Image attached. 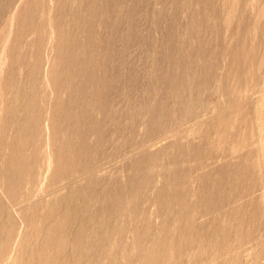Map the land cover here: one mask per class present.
<instances>
[{
	"label": "rangeland",
	"instance_id": "1",
	"mask_svg": "<svg viewBox=\"0 0 264 264\" xmlns=\"http://www.w3.org/2000/svg\"><path fill=\"white\" fill-rule=\"evenodd\" d=\"M35 3V18L28 20L21 11H30ZM29 23L33 26H27ZM86 23L90 34L85 30ZM234 49L240 54L236 72L230 69ZM54 69L62 77L61 84L64 80L70 82L69 87L65 85L60 90L62 98L67 105L68 99L79 102L72 107L88 114L92 123L88 142L99 146L89 154L88 173L77 171L69 178L64 174L53 177L52 159L57 147L49 129V106L42 99L32 104L33 78L40 80L34 86L39 88L41 98L50 101L56 96L50 85L55 76L50 71ZM20 90L23 96L13 101L16 109L6 111L14 92ZM263 95L264 0H0V134L4 146L0 148V166L4 157L12 156L17 162L6 176L11 179L10 189L21 191L23 198L18 204L34 195L36 202L30 204L46 209L57 193L66 194L71 187L94 190L93 197L87 196L90 209L83 213L82 224L87 231H102L107 225L101 220L107 214H98L107 213L111 207L103 201L104 194L123 187L119 190H136L143 198L136 217L130 216L129 209L125 214L111 216L120 231L110 232V239L105 241L99 238L101 247L95 245L96 239L89 238L93 250L102 248V264H141L143 247L165 233L169 241L163 244H169L174 252L165 260L159 259V264H264V162L258 157L249 159L253 171L249 178L241 175L237 182L226 179L216 183L214 174L201 179L222 166L229 175L231 168L242 169V157L250 149L259 152L260 148L262 154L264 121L258 119L257 108ZM34 106L41 107V111ZM230 111L236 114L235 123L227 127L230 132L231 128L237 131L234 139H220L217 129L209 133L208 139L202 138L200 129ZM149 114L155 118L150 130ZM33 117L40 122L36 133L29 136V143L18 146V151L12 150L13 139L20 134L18 124H32ZM66 123L73 130L84 128L74 120ZM84 131L87 134L88 129ZM245 134L246 144L240 147ZM6 144H10L9 152ZM200 147L203 152L198 154L196 148ZM129 156L141 160L140 174L126 164ZM86 157L85 154L83 160ZM174 163L182 174L179 178L173 176ZM1 180L0 177V199L7 201L11 210L6 194L9 188ZM212 188L219 190L213 198L216 205L207 209L199 206V210L192 211V219L184 216L180 224L172 219L181 207L170 209L173 213L158 212L157 204L150 200L156 190ZM127 194L128 191L126 202ZM189 199H194L193 194ZM164 220H170L166 226ZM148 223H152L150 231L138 242L133 227L146 231ZM180 226L185 228L184 236L177 241ZM73 227L81 228L78 222H73ZM211 231L214 236L205 245L204 236ZM72 251L66 243L63 256L75 264ZM24 256L23 244L9 258H2L0 264H21Z\"/></svg>",
	"mask_w": 264,
	"mask_h": 264
},
{
	"label": "bare ground",
	"instance_id": "2",
	"mask_svg": "<svg viewBox=\"0 0 264 264\" xmlns=\"http://www.w3.org/2000/svg\"><path fill=\"white\" fill-rule=\"evenodd\" d=\"M61 2V0H59ZM36 5L38 6V3H35V5L33 6V8L29 10H27V12L25 13V10L23 9L21 12L23 15H26V19L31 20V18H33L35 16V11H36ZM61 6V5H60ZM58 7V6H57ZM62 7V6H61ZM35 8V10H34ZM59 8V7H58ZM2 9V8H1ZM60 9V8H59ZM5 10V9H4ZM20 10V9H19ZM62 10V9H61ZM60 10V11H61ZM63 11V10H62ZM38 12V11H37ZM2 13V12H1ZM35 18V17H34ZM25 19V17H24ZM87 21V20H86ZM90 21V20H89ZM9 22V21H8ZM56 22V21H55ZM58 22V21H57ZM91 23V22H90ZM88 23H86V28L85 30L90 34L92 31L90 30V26H87ZM32 25L31 23L27 24V26ZM33 26V25H32ZM36 26V25H35ZM38 26V25H37ZM31 27V26H30ZM28 28V27H27ZM38 28V27H36ZM23 36V35H22ZM260 36V35H259ZM40 38V37H39ZM61 44V43H60ZM60 44L59 45L60 47ZM58 47V48H59ZM234 48V47H233ZM40 49V48H39ZM66 50V49H65ZM238 51V50H237ZM237 51L234 49V51H231V56H232V68L230 67V69H233L234 72L237 71V69L239 70V65H238V56L240 54H237ZM241 51V50H240ZM239 53V52H238ZM40 55V54H39ZM39 57V56H38ZM64 57V56H63ZM243 57V56H241ZM240 57V58H241ZM21 58V57H20ZM42 59V58H41ZM20 60V59H19ZM62 61V60H61ZM219 62V61H218ZM223 64V63H222ZM228 64V63H227ZM37 65L39 66V60L37 62ZM38 68V67H37ZM14 70V69H13ZM65 70V69H64ZM63 70V71H64ZM69 71V70H68ZM232 71V70H231ZM55 72V76H52V82L50 83L51 87L54 89L55 95L53 100H48L45 99L46 97L41 98V94L40 91L37 90L39 88H36V86H34L35 83H38V81H40L39 79L37 81H34V78L31 80V88L33 89V105L38 103L40 101V99H42V102H45L46 100V106H49V111H50V115L47 116L49 119V129L52 131V138L53 140L56 142L55 145L57 147V151L54 155V159H52L54 161V169H53V177L55 178H59L61 174H64L65 177L69 178L72 175H74L75 172L79 171V172H87L89 171V169L91 168V160H90V156L92 153H95L97 150V147H99L98 145H91L88 142V137H89V133L91 132V124H90V118L88 116V114L84 111H78V109L76 108V110L74 109V107H72V104H76L79 102H76L72 99H68V105L66 104V101L62 98L61 96V92L60 90L67 85V87H69L70 82L69 81H65L63 82V84H61V80L62 77L57 75L56 69L51 70L50 71ZM66 72V70H65ZM59 74V73H58ZM61 75V74H60ZM67 76V75H66ZM41 77V76H40ZM66 78V77H65ZM232 78V77H231ZM248 79V78H247ZM221 80V79H220ZM219 80V81H220ZM240 81V80H239ZM247 82V81H246ZM244 83V82H243ZM240 84V83H239ZM54 86V87H53ZM106 86V85H105ZM244 86V85H243ZM230 87V86H229ZM5 88H7V84H5ZM250 88V87H249ZM97 89V88H96ZM36 90V92L34 93V91ZM14 91V90H13ZM248 92V91H247ZM23 91H17L14 92L13 94V99L11 98V100L9 101L6 111H14L16 108L13 106V101L16 102V100H20V98L23 96ZM76 93V92H75ZM238 93V92H237ZM260 93V92H259ZM43 94V93H42ZM46 96V95H45ZM237 96V95H236ZM264 96V95H263ZM66 98V97H65ZM68 98V95H67ZM233 98V97H231ZM242 98V97H241ZM10 99V97H9ZM232 100V99H231ZM237 101V100H236ZM234 103V102H233ZM232 103V104H233ZM85 104V103H84ZM259 107L257 108V114H258V119L260 118L261 120L264 121V97H261L258 103ZM31 106V105H30ZM29 106V107H30ZM83 106V105H82ZM245 107V106H244ZM35 110L37 112L41 111V107L39 106H34ZM241 108V107H239ZM242 109H244L242 107ZM240 109V110H242ZM26 110V109H25ZM24 110V111H25ZM150 110V109H149ZM154 110V109H153ZM232 110V109H231ZM234 110V109H233ZM232 110V111H233ZM236 111L238 110V108L235 109ZM23 111V110H22ZM27 112V111H25ZM35 112V111H34ZM150 112V111H149ZM231 112V111H230ZM239 112V111H238ZM243 112V111H242ZM246 112V111H245ZM36 113V112H35ZM161 113V112H160ZM192 113V112H191ZM221 113V112H220ZM237 113V112H236ZM248 113V112H247ZM243 114V113H242ZM240 113V115H242ZM235 112L234 114L231 112L227 115H222L220 117H217L214 121H212L209 126H206L205 129H200V131H202V138L204 139H208L210 136V132L212 130H216L218 132L219 138L220 139H234L235 135H237V131L232 130L231 128V132L230 130L227 129L228 125L234 124L236 121L235 118ZM256 115V114H255ZM147 116V115H146ZM190 115H188L189 117ZM244 116V115H243ZM246 116V114H245ZM15 117V116H14ZM247 117V116H246ZM199 118V117H198ZM244 117H242L243 119ZM74 120L75 123H81L83 124L84 128L88 129V132L86 134V132L83 130H73L70 127V124H67V120ZM196 119V118H195ZM241 119V118H240ZM241 119V120H242ZM155 118L153 116V114H149L148 115V119L147 122L150 123V128H153L151 125L153 124ZM238 120V119H237ZM32 124L30 122H27L26 124H24V126H20V123L18 124V131L20 132V134L18 136H16L13 139V142L11 143V147L12 150L16 149L18 146V148H22L23 145H26L27 143H29V136L30 135H34L33 133L37 131L38 126L40 124L38 118L33 117V119H31ZM198 121V120H197ZM239 121V120H238ZM65 122V123H64ZM87 122H88V126H87ZM244 122V120H243ZM242 122V124H243ZM262 122V121H261ZM197 123V122H196ZM80 124V125H81ZM158 124V123H156ZM165 124V123H164ZM252 124V123H251ZM35 125V126H34ZM87 127H86V126ZM147 125V124H146ZM208 125V124H206ZM237 125V124H236ZM245 125V124H244ZM248 125V124H246ZM95 126V125H94ZM106 126V125H105ZM234 126V125H233ZM243 126V125H242ZM251 126V125H250ZM230 127V126H229ZM232 127V125H231ZM148 128V127H147ZM146 128V129H147ZM160 128V126H159ZM251 128V127H250ZM261 128V127H260ZM97 129V128H96ZM120 130V129H119ZM17 131V130H16ZM263 131V129H262ZM122 132V131H120ZM119 132V134H120ZM150 132V131H149ZM154 132V130H153ZM254 132V131H253ZM252 132V133H253ZM264 132V131H263ZM193 133V132H192ZM260 133V132H259ZM2 134V133H1ZM1 134H0V148L4 147L1 144ZM17 134V132H16ZM122 134V133H121ZM148 134V132L146 133ZM178 135V133H176ZM264 134V133H263ZM150 135V134H149ZM100 136V135H99ZM98 136V137H99ZM4 137V136H3ZM32 137V136H31ZM151 137V136H150ZM153 137V136H152ZM237 137V136H236ZM100 138V137H99ZM162 138V137H161ZM165 138V137H164ZM248 137L246 136V134L244 135L243 139L241 140L240 143V147L241 144H246V139ZM239 140V139H237ZM250 140V139H249ZM264 140V139H263ZM215 141V140H214ZM229 141V140H228ZM236 141V139H235ZM255 141V140H254ZM261 141V140H260ZM230 142V141H229ZM53 143V142H51ZM214 143V142H213ZM237 143V144H239ZM249 143V142H248ZM260 143V142H259ZM96 144V143H95ZM104 144V143H103ZM35 145V144H34ZM54 145V147H55ZM226 145V144H224ZM250 145V143L248 144ZM8 148V152H9V148L10 144H6L5 145ZM101 146V145H100ZM112 146V145H111ZM244 146V145H243ZM256 146V145H255ZM25 147V146H24ZM104 147V146H103ZM204 147V146H203ZM215 147V146H214ZM261 147V146H260ZM18 148L16 151H18ZM119 148V147H118ZM201 148V147H200ZM196 148V151L198 154H201L203 152L202 148ZM259 148V147H258ZM257 148V149H258ZM25 148H23L24 150ZM114 149V148H113ZM190 149V148H189ZM188 149V150H189ZM204 149V148H203ZM263 149V147H262ZM6 151V150H5ZM11 151V150H10ZM100 151V150H99ZM262 151V150H261ZM116 152V151H115ZM132 152V151H131ZM193 152V151H192ZM127 153V152H126ZM86 154V158L83 157ZM95 155V154H94ZM175 154V158H176ZM8 156V155H7ZM18 156V153H17ZM22 156V155H21ZM33 156V155H32ZM117 158L121 157V155H116ZM136 156V155H135ZM201 156V155H200ZM95 157V156H94ZM102 157V156H101ZM107 157V156H106ZM111 157V156H110ZM127 157V156H126ZM125 157V158H126ZM138 157V156H137ZM137 157H132L129 156V158L126 160V164L128 165V167H130L131 169H133L135 171H138V173L140 174V169L139 168V164L140 161L139 159L136 160ZM253 157H258L261 161L264 162V150L262 152V154L260 155V148H259V152L253 149L248 150V152H246L243 155V161L241 163H243V167L242 169H235L231 168V171H229V174H225L224 168L225 167H220L218 170L216 168V170L212 173H208L206 175L203 176V178L201 177V179L204 181L206 180L207 177H211V175L214 174V176H212V178L215 180L216 183H222L223 180L225 181L226 179L230 180L232 183L233 182H237L236 179L241 178V175H244V178L247 179L249 178V173L251 171H253V169L251 168V165L249 163V159L250 161L252 160L251 158ZM19 158V157H18ZM24 158V157H23ZM178 158V157H177ZM106 159V158H105ZM173 159V158H172ZM17 160V159H16ZM15 160V161H16ZM20 160V159H19ZM18 160V163H19ZM30 160V159H28ZM170 160V159H169ZM258 160V159H257ZM25 161V160H24ZM101 161V160H100ZM173 161V160H171ZM176 161V160H174ZM180 161V160H179ZM239 161V159H238ZM258 161V162H261ZM23 162V161H22ZM30 162V161H28ZM32 163L34 161H31ZM38 162V161H37ZM112 162V160H111ZM17 163V162H16ZM14 162V159L12 156L9 157H4L3 161H1V172H0V177H1V181L4 183V186L6 185L9 190L7 189V199L10 201V207L12 208L11 210H9L6 202L7 201H2L0 199V260L2 258H9L10 255H12V252L14 250H19V245L22 247V245L24 244V249H25V256L23 258V261L21 264H70V258H65L64 252H65V244L67 243V247L70 248V250H73L71 252L72 254V261L75 264H94L92 260H96V264H102L101 261H103V256H102V248L98 251L93 250V247H90L89 244V238H94L96 239L95 241V245H98L99 242V238L103 239L105 241V239H110V232H119L120 228L117 226V223H113L111 221V216L117 215L119 216V214L123 213L125 214L127 209H129V214L131 217H136V215H138V210L140 209V201L143 199H141L140 193L136 194V190H119V189H123V187H118V190H114L113 193H106L103 196V201H107L106 203L109 204V206H111L107 213L101 212L98 215H103V214H107V216L105 215L103 217V219L101 220L102 222H104L107 226L106 229L103 228L102 231H98L95 228H90L88 231L86 230V228L83 227L82 224V216L83 213H85L86 211H88L90 209V206L86 203L87 200V196H94V190H84V188H82L83 190H80V187H75L71 189L66 193V194H58L56 196H54V199L52 200V202H50V204L47 205L46 209H40V205H34V204H30V201H35L37 197H35L34 195L31 196L24 204H20L22 203L18 201L23 198L21 196V191L19 192L18 190H14L10 189V185L8 184V182L11 180L10 177L6 176L9 174L10 169L12 167L13 170V165L16 164ZM99 163V162H98ZM108 163V161H105L104 164ZM255 163V161H254ZM20 164V163H19ZM22 164V163H21ZM172 164V163H171ZM174 167H173V176L176 177H181L182 174L178 173L177 167H176V163H174ZM251 164H253L251 162ZM93 165V164H92ZM95 167H96V163H94ZM103 165V164H102ZM225 165V163H224ZM263 165V164H262ZM17 166V165H16ZM35 166V165H34ZM53 166V165H52ZM235 166V165H234ZM238 166V165H237ZM242 166V165H241ZM240 166V167H241ZM22 167V166H21ZM102 167V166H101ZM100 167V168H101ZM106 168V166H104ZM256 167V166H255ZM29 168V167H28ZM35 168V167H34ZM97 168V167H96ZM168 168V167H167ZM257 168V167H256ZM15 169V168H14ZM17 167H16V171H17ZM102 169V168H101ZM129 169V168H128ZM33 170V168H32ZM258 170V169H257ZM101 171V170H100ZM104 171V169H103ZM110 171V170H109ZM142 171V170H141ZM168 171V170H167ZM181 170H179L180 172ZM185 171V169H184ZM260 171V170H259ZM32 172V171H31ZM34 172V171H33ZM32 172V173H33ZM36 172V171H35ZM91 172V171H90ZM95 172H97L95 170ZM188 172V171H187ZM16 173V172H15ZM20 173V172H19ZM30 173V172H29ZM28 173V174H29ZM137 173V174H138ZM256 173V172H255ZM12 174V173H11ZM36 174V173H35ZM34 174V175H35ZM80 174V173H79ZM78 174V175H79ZM86 174V173H85ZM108 174V173H107ZM113 174V173H112ZM135 173V175H137ZM257 174V173H256ZM259 174V173H258ZM111 175V174H110ZM134 175V176H135ZM165 175V174H164ZM167 175V174H166ZM252 175V174H251ZM19 176V175H18ZM21 176V175H20ZM32 176V174H31ZM75 176V175H74ZM89 176V175H88ZM113 176V175H112ZM119 176V174H118ZM259 175H257L258 177ZM264 176V175H262ZM63 177V176H61ZM78 177V176H77ZM136 177V176H135ZM185 177V176H184ZM102 178V177H101ZM108 178V177H107ZM175 178V177H174ZM211 178V179H212ZM243 178V179H244ZM260 178V177H259ZM263 178V177H262ZM261 178V179H262ZM63 179V178H62ZM97 179V177H96ZM57 180V179H56ZM112 180V179H111ZM263 180V179H262ZM13 181V180H12ZM11 181V182H12ZM96 181V180H95ZM243 183L247 182L246 180H241ZM260 181V180H259ZM258 181V182H259ZM107 182V181H106ZM262 182V181H261ZM16 183V182H15ZM61 183V182H60ZM104 183V182H101ZM109 183V182H108ZM205 183V182H203ZM240 184V183H239ZM257 184V183H256ZM14 185V184H13ZM61 185V184H60ZM117 185L120 186V183H118L117 181ZM264 185V184H263ZM3 186V187H4ZM65 186V185H64ZM123 186V184H122ZM239 186V185H238ZM244 186V185H243ZM18 187V186H17ZM163 187V186H162ZM176 187V186H175ZM245 187V186H244ZM249 187H252V185L250 184ZM263 187V186H262ZM57 188V187H56ZM60 188V187H59ZM214 188V187H213ZM204 190V189H199V190H156L155 195L153 196V198H151L150 200L155 202L157 204L158 207V212L162 211V210H170V209H176L178 207H181L180 209L177 210L176 214H174V218L173 223L176 224H180L181 219L184 216H187L188 219H192V211L197 209L199 210V206H202L204 209H207L208 207H213L214 205H216V203L214 202L213 198L215 199V192L219 191V190ZM217 188V187H216ZM215 188V189H216ZM219 188V187H218ZM222 188V187H221ZM220 188V189H221ZM63 189V187H62ZM259 189V188H258ZM3 190V189H2ZM1 190V191H2ZM128 191V200L127 202L125 201V192ZM155 191V190H154ZM221 191V190H220ZM5 194V195H6ZM193 194L194 199L190 200L189 199V195ZM28 195V194H27ZM99 195V194H98ZM25 196V195H24ZM29 197V196H28ZM27 198V197H26ZM98 198V197H97ZM102 198V197H101ZM100 198V199H101ZM260 198V197H259ZM264 198V197H262ZM31 199V200H30ZM23 200V199H22ZM95 200V198H94ZM98 200V199H96ZM217 200V199H216ZM219 200V199H218ZM257 200V199H256ZM260 200V199H259ZM257 200V202L259 201ZM36 202V201H35ZM217 202V201H216ZM256 202V203H257ZM263 202V201H262ZM13 203H17V205H13ZM142 203V202H141ZM255 203V202H254ZM260 203V202H259ZM262 204V203H261ZM127 205V208L126 206ZM257 205V204H256ZM255 206V205H254ZM246 207V205H245ZM252 207V206H251ZM256 207V206H255ZM259 207V206H258ZM104 209V207H102ZM239 208V207H238ZM242 208V207H241ZM261 208V207H260ZM264 208V207H263ZM101 210V209H100ZM106 210V209H105ZM247 210V209H246ZM255 210V209H254ZM262 210V209H261ZM96 211V210H95ZM251 211V210H250ZM258 211V210H257ZM171 213H173L172 210H170ZM111 213V214H110ZM242 213V212H241ZM250 213V212H249ZM254 213V212H253ZM86 214V213H85ZM233 215V213H231ZM230 214V215H231ZM256 214V213H255ZM75 215H77V217H75ZM224 215V214H223ZM243 216V215H242ZM241 216V217H242ZM259 216V215H258ZM245 217V215H244ZM248 217V216H247ZM110 218V220H109ZM243 218V217H242ZM252 218V217H251ZM254 218V216H253ZM252 218V219H253ZM250 220V218H248ZM251 219V220H252ZM255 219V218H254ZM253 219V220H254ZM113 220V219H112ZM119 220V219H118ZM223 220V219H222ZM170 221V220H169ZM167 220H164L163 222V226H166L168 224ZM217 221V220H216ZM230 221V219H229ZM228 221V222H229ZM256 221V219H255ZM73 222H78L80 224L79 229H74L73 227ZM150 222V221H149ZM190 222V221H189ZM222 222V221H221ZM232 222V220H231ZM249 222V221H248ZM143 223V222H142ZM224 223V222H223ZM230 223V222H229ZM228 223V224H229ZM242 223V222H241ZM240 223V224H241ZM152 224V223H151ZM151 224H147L148 226L145 227L144 230H142L140 227L136 226L135 228L133 227V232H134V238H136V233H137V239L138 242L145 237L144 235H146L145 233L147 231H150V225ZM175 224V225H176ZM190 224V223H189ZM222 224V223H221ZM243 224V223H242ZM143 225V224H142ZM171 225V224H169ZM196 225V224H195ZM233 225V224H232ZM125 226V225H124ZM152 226V225H151ZM194 226V225H193ZM234 226V225H233ZM238 227V226H237ZM138 228V230H137ZM250 228V227H249ZM253 228V227H252ZM257 228V227H256ZM166 228L163 227L162 231H164ZM185 228L183 227H179V232H178V237L174 238L179 241L182 238H180L181 236L183 237V231ZM153 230V229H152ZM193 230V229H192ZM195 230V229H194ZM226 230V229H225ZM239 230V229H237ZM217 232V230H215ZM70 232V233H69ZM196 232V231H195ZM227 235L230 233L227 230ZM193 233V232H192ZM163 237H160L159 240H157L155 243H151L150 245H147L145 247H143L142 249V259L140 261L141 264H159V259L161 258H165L168 257L170 254H172L174 252L173 247H170L169 244H163V243H167L169 241V239L167 238L168 235L165 233ZM224 235V234H223ZM214 236V231L210 232L209 235H205L204 239L205 240V245L206 243L210 242L209 239L213 238ZM153 238V237H152ZM173 238V237H172ZM187 238V237H186ZM250 239V238H249ZM153 241V240H152ZM174 241V239H173ZM176 241V242H177ZM109 242V241H108ZM141 242V241H140ZM113 243V240H112ZM116 243V242H115ZM185 243V242H184ZM191 243V242H190ZM211 243V242H210ZM209 244V243H208ZM100 246V244L98 245ZM136 246V245H135ZM165 246L164 249H162L161 247ZM101 247V246H100ZM188 247V246H187ZM118 248V247H117ZM22 249V248H21ZM109 250L112 252V247L109 248ZM180 250V249H179ZM261 251V250H260ZM20 252V251H19ZM18 254V252H17ZM8 255V256H7ZM7 256V257H6ZM85 257V258H84ZM86 259V260H85ZM1 262V261H0ZM4 262V261H3ZM91 262V263H90ZM104 263V261H103ZM165 263V262H164ZM163 263V264H164Z\"/></svg>",
	"mask_w": 264,
	"mask_h": 264
}]
</instances>
